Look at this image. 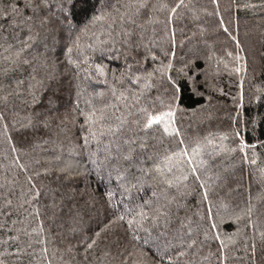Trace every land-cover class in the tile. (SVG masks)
I'll return each mask as SVG.
<instances>
[{
  "label": "trees",
  "instance_id": "16d2710c",
  "mask_svg": "<svg viewBox=\"0 0 264 264\" xmlns=\"http://www.w3.org/2000/svg\"><path fill=\"white\" fill-rule=\"evenodd\" d=\"M13 2L20 13L10 12ZM33 2L39 12L24 8L25 0H0V260L121 264L130 246L128 217L103 229L126 207L138 211L151 200L152 208L165 204L169 212L158 222L145 221L139 232L150 241L144 250L151 259L159 260V246L172 264H264V0H184L171 20L168 10L153 11L152 5L175 6L178 0H148L137 20L144 27L134 28L129 45L117 44L119 53L103 57L96 52L88 64L74 51L80 67L66 56L73 38L59 9L66 0H47V7ZM150 17L155 22L146 23ZM86 22L77 9L73 23ZM29 35L30 47L17 58ZM169 59L173 70L163 77L156 72L154 86L125 112L124 126L113 135L102 134L97 124L93 138L77 111L78 93L84 111L87 99L96 106L114 102L113 70L120 77L130 64L133 75L143 74ZM95 64L106 66V77ZM184 65L195 83L182 81L174 115L179 133L168 136L162 125L145 129L144 113L137 109L163 110L171 96L166 77H175ZM116 87L127 90L129 81ZM53 90L59 99L50 103ZM100 92L103 97L96 95ZM185 147L190 155L197 150L196 173L179 158L166 173L171 186L154 170L145 175L162 156ZM205 188L208 197L202 199ZM181 251L185 254L178 256Z\"/></svg>",
  "mask_w": 264,
  "mask_h": 264
},
{
  "label": "snow or ice",
  "instance_id": "6c2138e0",
  "mask_svg": "<svg viewBox=\"0 0 264 264\" xmlns=\"http://www.w3.org/2000/svg\"><path fill=\"white\" fill-rule=\"evenodd\" d=\"M42 4L47 7V0H41ZM98 0H66V5L64 3L59 5V9L62 13V23L69 30V35L73 36L72 42L68 45L66 50V56L69 60V63L75 64L77 67H80L81 60L79 58L73 59V52L77 54V57H83V63L88 64L89 61L93 58L96 52H99L103 57L113 50L119 53L120 49L117 48V44L122 46L129 45L130 37L133 35L134 28H143V24H138L137 20L140 18L142 11L148 7V0H114L110 5H106L103 3V0H100L99 6H97ZM184 0H178L175 6H170L167 3L160 2L158 5H152L153 11L157 8L159 10H168L169 16L168 20L173 18V14L177 12V9L183 5ZM215 3V0H213ZM24 8H31L33 12L40 11V5H37L33 2V0H25ZM11 13H20L22 10L19 5L13 2L9 6ZM79 10L83 13L84 18L86 19V23L83 26H77L73 23V20L76 16V10ZM2 15L7 17L9 12H3ZM25 19H31V17H25ZM46 19V17L44 18ZM155 22L154 18L150 17L146 23ZM221 24H223V20H221ZM227 31V28H225ZM74 33V35H73ZM32 39L31 35L26 38V41L23 43V47L19 48L15 55L19 58L26 49L30 47V44L27 43V40ZM235 39V37H233ZM87 40V43L83 41ZM174 34H173V44H174ZM11 45H8V48H11ZM7 50V49H6ZM88 53H91L89 55ZM153 60H157L158 58L155 56V53H152ZM231 55V53H229ZM174 56V50H173ZM119 59V56L116 57ZM238 60L239 56L236 57ZM8 59V57H5ZM24 63H28L27 60ZM191 63V62H190ZM95 69L102 75L106 77V66L102 64H95ZM132 65H128V72L121 73L120 77L115 76V70H113V79L115 83H113L110 87V94L112 97V101L102 104L100 106H96L93 104L92 99H87L84 101L87 106V111L79 109V93L77 98V111L84 118V123L88 126L89 131L93 138H96L95 126L99 124L102 134L103 132H107L109 134L115 135L126 123L125 120V112L129 111L130 108L135 107L140 103L141 98L143 96L144 90L152 88L154 85L152 84V80L155 77L156 72L158 71L161 74V77L164 76L165 73H169L173 70L174 65L171 59L168 60L167 64L161 62L159 69H154L150 72H145L143 74L136 73L132 74ZM187 69V70H186ZM240 71L239 68L236 69ZM176 76L167 75L166 79L169 84V88L171 89V96L168 98V103L166 104L163 110L159 111H149L146 107H140L137 109L138 112L144 113V128L149 129L154 125H162V132L167 134L168 136H172L173 134H178L179 129L174 124V115L179 107V102L181 100V95L183 90L182 81H193L195 83L193 75H191V68L189 65H184L179 69H175ZM186 78V79H185ZM50 80L54 81V77H50ZM124 80L129 81V87L127 90L123 88H117L116 84H123ZM141 80L143 83L141 84ZM22 83V81H21ZM107 79H105V84H107ZM135 86V87H133ZM31 87V85H30ZM53 86L50 85V89ZM96 95L103 97L104 93L100 92ZM58 96L56 92L52 91V97L50 99V103L53 101H58ZM163 104V101H161ZM119 113V115H116ZM0 119H3V114H0ZM115 120L116 123H108L105 124L106 120ZM137 123H139L137 121ZM88 138H85V144H87ZM179 143L183 144V139L181 138ZM241 145H244L243 140H241ZM143 147V146H142ZM15 151V148H13ZM197 155V150L193 148L192 154L188 153L187 147L180 149L178 152H174L171 154H166L160 158L159 163H154V169H148L145 172V175L150 174L153 170L160 175L161 181L171 186L173 181L166 177V173H170L172 171V167L174 164H179V158H186L189 164H192L191 171L193 173L197 172V168L193 164V157ZM203 164V161H200ZM23 167V165H21ZM142 171H144L142 169ZM183 180H187V176L182 177ZM197 179L199 177L197 176ZM31 180V177H29ZM201 186L203 187V181H201ZM39 190L35 191V197L39 196ZM112 194L109 193V196ZM155 196L156 193H153ZM208 192L205 188V191L202 194V199H207ZM33 197H30L31 200ZM6 203L10 206L11 200L6 201ZM152 201H145L144 204L138 205V211L135 208H125V211L115 217L113 220L109 221L108 225H105V229L110 225L115 224H123L126 220L129 238H130V246L126 248L124 251L126 255L124 259L121 261V264H164L165 259L168 264H172L173 257L167 255V253H163L160 251L159 246H157L156 251L160 253L159 260H153L149 257L148 252L144 249L149 245V239H143L139 234L140 230L143 228V224L147 220H151L153 222H158L161 217H167L169 212L166 210L165 204L157 203L154 208L151 207ZM148 209H151L150 211ZM209 213H211V209L209 208ZM38 214V212H37ZM211 227L215 228L217 225L213 222ZM42 230V229H41ZM102 230V231H103ZM146 231V230H145ZM192 229L189 228V232ZM100 233L97 232L96 236H99ZM207 236V233H205ZM216 238H218V234H216ZM142 240V243L140 241ZM183 243V241L181 242ZM196 243L195 240L189 242V246L194 245ZM95 244V240L93 239L91 243H88L87 249H91ZM221 244L223 242L221 241ZM253 246V251H254ZM185 253L183 251L178 252V256H183ZM2 255V254H0ZM0 264H4L3 260H0Z\"/></svg>",
  "mask_w": 264,
  "mask_h": 264
},
{
  "label": "rangeland",
  "instance_id": "374dc122",
  "mask_svg": "<svg viewBox=\"0 0 264 264\" xmlns=\"http://www.w3.org/2000/svg\"><path fill=\"white\" fill-rule=\"evenodd\" d=\"M88 78V77H87ZM162 246H163V244H162ZM165 247V246H164Z\"/></svg>",
  "mask_w": 264,
  "mask_h": 264
}]
</instances>
